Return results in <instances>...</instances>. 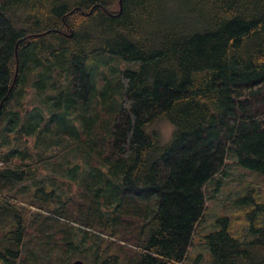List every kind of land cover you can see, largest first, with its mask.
<instances>
[{"label": "trees", "instance_id": "1", "mask_svg": "<svg viewBox=\"0 0 264 264\" xmlns=\"http://www.w3.org/2000/svg\"><path fill=\"white\" fill-rule=\"evenodd\" d=\"M119 1L0 0V264H55L40 218L86 264H264V222L227 215L188 260L228 159L264 179V0Z\"/></svg>", "mask_w": 264, "mask_h": 264}, {"label": "rangeland", "instance_id": "2", "mask_svg": "<svg viewBox=\"0 0 264 264\" xmlns=\"http://www.w3.org/2000/svg\"><path fill=\"white\" fill-rule=\"evenodd\" d=\"M137 67V62L126 61L119 56L106 55L105 61L99 66V69H104V71L109 72L111 75H117L121 70L135 69ZM157 128L161 132L163 140H168L170 138L173 127L167 120H160L157 124ZM227 164L228 165L225 167L224 172L219 173L215 179L208 184V189L212 191V198H209L206 214L204 215L203 220L200 222L194 234L193 243L189 250V262H193V260L196 259L199 254H203L202 262H206L208 250L205 245H203V242L205 241L203 236L204 234L214 229L221 228L224 225L225 222L223 219L220 221L218 220V218L221 216L227 215L230 219L229 223L232 232L244 237L247 235L250 223L259 226L262 222H264V214L261 216L259 215L257 218L252 220L248 219L246 212L249 208V205L238 203V200L240 198H244L245 196H250L252 199L257 201H264V179L254 172L239 166L236 163L234 156L228 159ZM52 174L53 173L51 171H46L42 173L40 177H55L57 179L55 184L60 186V188H57V194H74L77 196V198L80 196L81 199V186L79 187L78 184L64 181L63 178ZM216 180H220L218 187L215 185ZM216 187L218 188L217 190H215ZM33 209L35 208L33 207ZM111 210L112 209H109L108 212H111ZM39 223H41V218L38 220V222L35 221L33 224L35 231L32 229V235L34 239L29 243V246L34 250H39V248L43 247L50 249L52 252L51 254L50 252L47 254V250L41 251L42 256L38 260L44 259L47 261L50 256L55 264H72L75 259H82L77 254L70 255L69 252H63V250L60 248H53L52 246L50 247L49 244H45V247L44 241L49 239L44 238L41 235L38 237L39 235L37 236V233H35L38 232L37 227ZM45 223H48L44 225L45 228L49 227V224H52L50 221ZM2 226L3 224L0 225V230ZM45 231H50V229L46 228ZM38 242H41L42 244L39 245ZM32 260L37 261L35 257H33Z\"/></svg>", "mask_w": 264, "mask_h": 264}, {"label": "water", "instance_id": "3", "mask_svg": "<svg viewBox=\"0 0 264 264\" xmlns=\"http://www.w3.org/2000/svg\"><path fill=\"white\" fill-rule=\"evenodd\" d=\"M120 3V9H122V0L119 1ZM72 264H86L84 260L82 259H75Z\"/></svg>", "mask_w": 264, "mask_h": 264}]
</instances>
